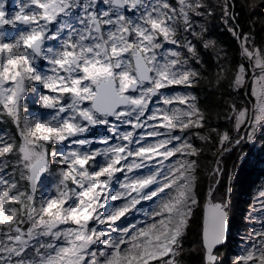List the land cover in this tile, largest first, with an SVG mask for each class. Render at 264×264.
Listing matches in <instances>:
<instances>
[{"label":"snow or ice","instance_id":"obj_1","mask_svg":"<svg viewBox=\"0 0 264 264\" xmlns=\"http://www.w3.org/2000/svg\"><path fill=\"white\" fill-rule=\"evenodd\" d=\"M101 2L104 10L97 0H24L9 13L0 0V116L11 119L20 141L0 133V264H180L177 257L199 205L203 148L193 136L211 143L216 133L219 149L228 151L264 128V47L238 25L229 30L244 62L234 70L219 63L217 80L231 71L239 91L251 79L253 109L233 104L227 117L235 131L247 130L246 137L234 139L215 128L195 131L207 123L197 98L164 91L199 82L201 73L190 64L200 62L193 39L219 58L208 29L195 24L197 17L213 15L208 0ZM234 7L231 0L221 5L225 24L236 21ZM5 26L16 30L11 39ZM36 84L48 90L37 103L54 114L22 120ZM154 100L163 107L150 108ZM96 126L110 133L100 141L103 148H93L85 135ZM65 141L73 147L49 152L50 145ZM53 165L55 191L38 200L37 185ZM214 174L223 175L219 160ZM214 191L210 187L207 194L205 264H220L217 249L228 238L229 199L213 202ZM260 205L264 209V199ZM248 239L232 264H264V222Z\"/></svg>","mask_w":264,"mask_h":264},{"label":"trees","instance_id":"obj_2","mask_svg":"<svg viewBox=\"0 0 264 264\" xmlns=\"http://www.w3.org/2000/svg\"><path fill=\"white\" fill-rule=\"evenodd\" d=\"M221 1L224 3V0ZM231 2L235 6L233 11L237 14L236 21H228L225 24L218 4L209 0V4L214 10V16L212 15L207 22L208 32L205 35L217 42V48L220 49L219 58L215 50L204 49L201 41L193 39L191 36L187 37L193 39V43L197 45L200 54V62L190 61V64L201 73L199 82L192 87H188V89L197 98L198 107L204 111L207 117L205 128L195 131L206 134L215 128L219 132L228 131L233 138H236L234 124L227 118L231 115V105L235 104L237 107L250 108L253 105L254 98L250 92V84L249 86H243L239 91L234 89L231 83V71L224 74L226 78L218 82V64L222 62L225 67L234 70L241 62H244L240 55V43L229 30L236 25L239 26L242 33L251 37V41L255 42L257 47H264V3H261V0H231ZM249 3H255L257 7L250 9L246 6ZM178 35L186 34L178 33ZM249 82L251 83V79ZM5 127L15 134L19 143L16 127L14 125ZM211 135V143H202L193 136V142L196 146L203 148L197 168L196 190L199 200H203L207 195L210 176L214 172L217 160L224 152L219 149L217 134L211 133ZM228 147L226 144L225 148ZM230 149L231 151L225 154L224 157L227 171L220 187L225 189L223 194L231 196V199L235 201L236 208H241V211L236 212L234 215L236 217L238 214L242 215L243 210L248 208L250 197L256 191L257 185L264 179V168L258 167L256 163L252 164L250 157L240 162L242 153L239 146L233 144ZM250 150H253V148L250 147ZM234 155H237L236 158ZM231 161H233V168H235L228 178V168L230 170ZM186 264H188L187 261Z\"/></svg>","mask_w":264,"mask_h":264},{"label":"rangeland","instance_id":"obj_3","mask_svg":"<svg viewBox=\"0 0 264 264\" xmlns=\"http://www.w3.org/2000/svg\"><path fill=\"white\" fill-rule=\"evenodd\" d=\"M211 1L218 4V8L221 10V5L223 4L221 0H211ZM23 2L24 0H5V8L9 13L14 12L18 10V8ZM171 2L175 4L176 0H171ZM97 3H98V7L101 10H104L107 7V5L103 4L101 0H97ZM211 10L214 14V10L212 8ZM221 15L223 16L222 12ZM211 16L197 17L195 19V24L197 28H199V25L201 24H203L207 28L208 27L207 22ZM4 31L7 34L8 39H11L16 34V30L11 26H5ZM50 43L53 46H58L57 42L55 41ZM166 47H172V46L166 45ZM41 68L47 70L48 65L46 63H41ZM249 81L250 78H247L244 86L246 85L249 86L250 84V92H251V88L253 85H252V81L251 83ZM35 88L36 91L33 92L30 89L28 96L26 97L25 110L21 114L22 120L25 117H32V116H37L40 118H49L54 114L55 110L43 108L40 104L37 103L38 96L42 93L46 94L48 90L43 89V87L40 86L39 84H36ZM164 91L166 92V94H186V93L191 94L188 87H184V86H173L172 88L166 89ZM253 98H254L253 105L249 108L250 110L253 109L255 105V97ZM65 102H67V97H65ZM153 107H163V105L157 103L154 100L153 104L150 105V108ZM13 125L14 124L11 122L10 118L6 116H0V133H7V135L16 138L15 134H13L10 130H7L5 127V126H13ZM118 126L121 128V130H129L127 125H118ZM138 131L140 133H143L144 131H146V129H140ZM246 131H247L246 129H242L240 132L234 130V135L236 136V138H239L241 136L246 137ZM85 135L88 136L89 140L93 141L92 143L93 148H103L105 145L100 143V141L104 137L110 136V133L107 131L105 126H99V129L97 128L90 129V132L86 133ZM147 139L149 142H151L153 138L149 137ZM65 145H67V147L69 148L73 147V145H69L68 142L65 141L63 144H56L54 146L50 145L49 152L51 153L52 151H58V152L64 151L66 150ZM250 147L253 148V150H250ZM239 149L240 152L242 153V155L240 156V162L250 157L252 160V164L256 163L258 167L264 168V152H262L264 150V128H260V127L257 128L253 140L249 141L246 138L242 140L241 144L239 145ZM229 151H231V149H229L228 151H224L220 156V158L218 159L220 161V167L223 169V175L218 177L213 172V174H211L210 176L207 194L210 187L214 188L215 191L211 198L213 202H219L222 198L226 196L225 194H223V191L225 189H222L220 186H221V182L223 181L224 174L227 171V164H225L224 157L225 154L229 153ZM234 156L236 158L237 155ZM232 163L233 161H231L230 163V167H231L230 170L228 168V175H227L228 178L235 168V167L233 168ZM215 168L216 165L214 167V170ZM144 172H147V169H145ZM117 175H121V174H117ZM17 178H19V173H17ZM217 179L219 180L218 184L216 183ZM56 180H57L56 167L55 165H53L50 172L46 173L43 180L39 183L38 190L39 188L40 190L37 191L36 193L38 200L54 193ZM23 183L24 182L21 181V184ZM117 188L118 185L113 186L114 190H116ZM261 191H264V179H262V181L257 185L256 191L253 192L251 196L252 198L250 197L248 208L243 210L242 215L238 214V216L236 215V217H234V215L236 214V212L241 211V208H236L235 201L231 199V196L227 195L229 199V208H230L229 220H228L229 230H228V238L226 243L218 247L217 249V255L219 257L220 264H232L233 260H235L239 255H242L245 249L248 247L250 243L248 239L250 234L254 230H259L261 228V223L264 222V209H261V205H260V200L264 198H261L259 196V193ZM208 201H209V197L208 195H206L203 198V200H199V205L194 209L193 216L189 221L188 229L183 239V251L177 257L180 264H186V261L188 262V264H205V250L203 245V227H204L203 222H204V208ZM119 203L120 201L111 202V204L113 205H117ZM106 207H108V205H106ZM147 210H148V205L146 203L143 211H147ZM136 215L137 217H139L141 216V213H137ZM25 227H27V225H25ZM101 227H106V226H101ZM113 235H115V233H113Z\"/></svg>","mask_w":264,"mask_h":264},{"label":"water","instance_id":"obj_4","mask_svg":"<svg viewBox=\"0 0 264 264\" xmlns=\"http://www.w3.org/2000/svg\"><path fill=\"white\" fill-rule=\"evenodd\" d=\"M45 175H46V173L41 177V181H42V179L45 177ZM40 181V182H41ZM39 182V183H40ZM39 183H38V185H37V191H38V187H39ZM37 191H36V193H37ZM207 204H208V202H207ZM207 204H206V206H207ZM206 206H205V208H204V219H205V215H206ZM203 224H204V222H203ZM228 230H229V222H228ZM220 247V246H219Z\"/></svg>","mask_w":264,"mask_h":264}]
</instances>
